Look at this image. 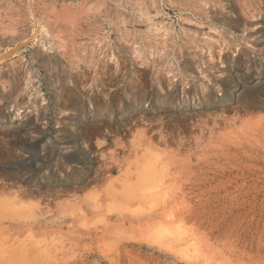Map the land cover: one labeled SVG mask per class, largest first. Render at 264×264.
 <instances>
[{"label":"rangeland","instance_id":"1","mask_svg":"<svg viewBox=\"0 0 264 264\" xmlns=\"http://www.w3.org/2000/svg\"><path fill=\"white\" fill-rule=\"evenodd\" d=\"M154 160L167 183L141 206L194 213L196 264H264V0H0L12 264H187L112 225Z\"/></svg>","mask_w":264,"mask_h":264},{"label":"bare ground","instance_id":"2","mask_svg":"<svg viewBox=\"0 0 264 264\" xmlns=\"http://www.w3.org/2000/svg\"><path fill=\"white\" fill-rule=\"evenodd\" d=\"M212 128H214V127H212ZM213 132H215V130ZM222 138H224V135L222 136ZM226 138L228 140L229 137H226ZM232 140L230 141V138H229L228 141L234 143ZM236 140H239V139L236 138L234 140L235 141V143H234L235 145L233 144L234 148L236 147L237 142H240V141L236 142ZM229 144H231V143H229ZM217 146H215V147H217ZM231 146H232V144H231ZM231 146H229V147H227L226 145L225 146L224 145L221 146V144H220V146H218V148L215 149V150L219 151V152H217V155H216V157H217L216 159H218V163L216 162V164H219V162H222L221 161L222 156H227L228 155V156H230V158H232V156L235 155L234 153H232L233 149H232ZM226 151H227V154H225ZM156 165H157V167L159 166L160 168L155 170ZM165 171H166L165 167L161 166V165H158V162H156V160L151 161L150 163L142 166V168H140L137 171L136 180L131 182V183L126 182L127 184H125V186L123 185L124 186L123 187V193L124 194L122 195L125 198L123 200L126 201L127 203H134V204L137 203V204H139V206L137 208L133 209L132 207L130 208L127 205V206H124V207H126V209L124 211H121V210L117 209L118 211L116 212V215H117L116 216V220H117V222L119 221V225L118 224H112V222H111V224L120 227L119 229L122 230V233H124V235L127 236L126 239H129L131 241H137V242L141 243V245L143 244V245H146V246H148L150 248H157L161 252H163L164 254L174 255L175 258L179 259L180 261H182L184 263L192 264L194 262L193 264H196L199 261V255H201V253L198 254V252H200V250H201V249L199 250L198 248L200 246H202V244H203V246H205L206 242H208V241H206L205 235H204V238H203L202 235L200 236L198 234V232H199V230H201V228L199 229V228L195 227L194 224H196V223L193 222L192 223L193 226H192V224H190L191 227L187 226L186 221L189 219L187 217L189 216L191 211L186 213V211H187L186 210L185 214H183L181 217H178V218H181L183 220L180 223V225H178L179 220H177V221L172 220L173 221L172 223H174V221L176 222V224L174 223V225H176V227H173L174 225L171 226L172 223L170 224V222H169L170 227L167 228L163 224H164L165 221L170 220V219H166V218H169V217L165 218V217H163V215L166 216L165 214H167L166 213L167 211H170L171 215L172 214L177 215V213L175 211H174V213H173V211L171 212V209L169 210V207L167 208V206H165L162 209H160V207H157V208L154 207L153 208L152 206H148L147 207L148 209H147V208H144L145 207L144 205H143L144 207L141 206V202H143V201L144 202H146V201L150 202V201L154 200L156 197H158L157 196L158 194H162V192H164L165 184L167 183L166 180H165V175H167V172H165ZM121 181H122V179L118 178V180H112L110 182V184H111V188H110L111 192H116V186L115 185H117L118 183L120 184ZM122 182H121V185L124 183V182L123 183ZM1 195L4 196V194H1ZM15 200H16L15 198H11L10 196H8V198H7V196L4 197V198L0 197V221L4 220L5 218H11L12 220L21 221L20 219H16L13 216L12 213L15 212V210H19V209L24 208L25 206L22 205V204L17 203ZM96 200H97V198L94 201H96ZM112 201H113V204H116L117 201H119V199H117V197H116V198H113ZM124 205H125V203H124ZM95 207H96L97 210H99L102 207V205L100 204V201H98V205H96ZM75 209L78 210L79 207H78V209L77 208H75ZM91 209L93 211H95L94 207L91 208ZM71 210H73V208ZM81 210H82V208H81ZM80 212H82V211H80ZM83 212H84V210H83ZM193 214L190 215V216H193ZM170 218H171V216H170ZM172 218L175 219L176 217H173V215H172ZM190 218H192V217H190ZM156 219H157V221H156ZM163 219L165 221H163ZM153 220H154V222H153ZM109 221H110V219H109ZM188 223H190V222H188ZM198 223H200V221ZM200 224L202 225V223H200ZM184 228H186V232L184 230V233H183V229ZM108 229H109V227L106 230H108ZM60 233H61L60 234V236H61L62 235V231H60ZM199 233L201 234L202 232L200 231ZM184 234H187V235L189 234V235L187 236V238H185ZM195 235H199V237L197 236L198 239L195 237ZM99 237H98V239H99ZM201 238L203 240H201ZM129 240H128V242H131ZM198 240H199V242L202 241V244L199 245ZM203 241H205V243H203ZM28 249H27V254L30 252ZM31 250H37V249L33 248ZM197 250H199V251H197ZM202 251H204V250H202ZM216 252H214V253H216ZM126 253H128V252H126ZM204 254L205 253H202V257H204L203 256ZM14 255H17V253H15V250H13L9 245H7L5 243L2 244V242H0V259H2L6 264H12L13 263V259L15 258ZM128 255H130V253ZM19 256H21V255H19ZM130 258H132V257H130ZM205 258L208 259L209 256L205 257ZM207 262L205 264H207ZM133 264H134V262H133ZM202 264H204V263H202Z\"/></svg>","mask_w":264,"mask_h":264}]
</instances>
